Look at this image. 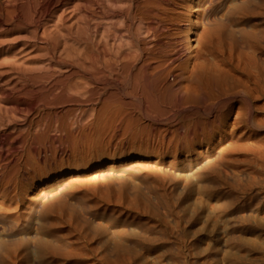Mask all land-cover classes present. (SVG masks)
<instances>
[{"label":"rangeland","instance_id":"1","mask_svg":"<svg viewBox=\"0 0 264 264\" xmlns=\"http://www.w3.org/2000/svg\"><path fill=\"white\" fill-rule=\"evenodd\" d=\"M236 5L243 12L226 27L240 41L236 53L263 61L264 52L254 55L241 41L243 33H257L264 48V0H224L222 9ZM74 20L61 24L62 33ZM30 21L0 22V82H36L45 68L49 51ZM238 57L243 79L246 61ZM103 86L119 92L116 82ZM231 104L224 124L211 131L205 123L213 117L205 113L141 114L136 106L128 114L101 113L100 103L94 119L87 117L91 124L71 127L77 133L40 134L44 142L23 151L32 169L24 167L19 186L0 199V264H264V110L247 115L244 104ZM42 108L43 123L58 119L56 108Z\"/></svg>","mask_w":264,"mask_h":264},{"label":"bare ground","instance_id":"2","mask_svg":"<svg viewBox=\"0 0 264 264\" xmlns=\"http://www.w3.org/2000/svg\"><path fill=\"white\" fill-rule=\"evenodd\" d=\"M12 1H9L11 6L0 7V22H11L22 16L28 21L30 19V24L34 25L32 28L35 27L34 38L41 37L46 42L49 57L36 82H0L1 200L9 198L11 188L19 186V176H23L24 167L32 162H28L30 159L23 154L27 146L31 151L34 142L37 145L43 141L40 134L52 129L58 132V129L72 130L75 124L83 125L81 123L90 120L89 115L98 110L100 103L102 108L98 111L101 113L115 110L116 113L128 114L135 106L141 114L163 115L172 110H191L197 115L205 113L213 117L205 123L210 131L224 124L230 113L228 109L233 106L231 101L244 104L241 110L247 115L253 110H264V60L255 57V52H264L263 36L243 33L241 42L253 51L256 59L254 62L245 60V67L240 66L244 78L241 76L239 79L236 76L239 68L236 58L240 57L239 52L243 53H236V47H240L237 45L240 41L226 29L238 21L242 6L223 10L224 0ZM75 18L76 21L88 20L82 22L81 27L73 26L74 20L72 27L67 28L70 25L66 23L67 19ZM65 23L68 31L62 33L61 24ZM225 38L228 39L227 45L224 44ZM244 47L241 48L244 50ZM242 57L240 59L244 61L246 57ZM111 82H116L117 90L123 92L125 98L118 97L119 92H115L114 87L110 86L113 89L107 91L103 86ZM102 89L107 92L104 99L98 96ZM60 105H68L64 111L65 116H69L66 120L60 118L63 114L57 111ZM46 107L48 110L56 108L53 113L58 118L56 121L51 122V118H47L49 122L43 123L47 116L44 113L46 117L43 118L39 108L44 110ZM17 119L23 122L12 125ZM95 120L97 123L98 119ZM86 122L82 127L91 120L88 124ZM200 122H195L194 127ZM75 127L77 131L78 126ZM75 131L74 134L77 133ZM3 205H0V218L4 212ZM0 220V223L4 222L2 218Z\"/></svg>","mask_w":264,"mask_h":264}]
</instances>
